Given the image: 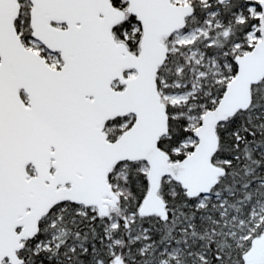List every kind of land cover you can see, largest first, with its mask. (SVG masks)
I'll use <instances>...</instances> for the list:
<instances>
[{
	"label": "water",
	"instance_id": "water-1",
	"mask_svg": "<svg viewBox=\"0 0 264 264\" xmlns=\"http://www.w3.org/2000/svg\"><path fill=\"white\" fill-rule=\"evenodd\" d=\"M31 1V36L58 52L62 65L52 68L39 53L25 48L13 17L6 20L5 32L0 31V76H10L15 85L24 87L31 106L24 115L11 117L10 137L0 143L8 163L13 162V170L22 175L0 179V264L23 263L17 254L20 240L33 238L40 219L59 203L94 207L99 217L107 216L120 200L108 181L119 163L144 161L147 165L148 188L140 214L167 219L166 202L159 195L163 178L177 182L189 198L210 194L225 175V168L212 161L219 146L217 126L250 107L251 88L264 78L261 0L259 40L235 56L236 73L216 106L203 113L194 130L193 150L171 161L158 146L168 133V115L156 75L168 52L162 39L185 27L193 6L171 0H124L127 7L122 10L110 0ZM127 14L141 28L137 54L112 35V27ZM124 71L134 75L125 77ZM114 82L122 88H114ZM127 115L134 116L133 123L109 140L104 124ZM30 162L37 174L25 179L23 166ZM263 257L264 233L242 255L243 264H261ZM111 264L125 262L116 256Z\"/></svg>",
	"mask_w": 264,
	"mask_h": 264
},
{
	"label": "trees",
	"instance_id": "trees-1",
	"mask_svg": "<svg viewBox=\"0 0 264 264\" xmlns=\"http://www.w3.org/2000/svg\"><path fill=\"white\" fill-rule=\"evenodd\" d=\"M111 2L117 7L125 4L122 0ZM191 4L194 12L186 19L185 28L205 26L206 13L213 8L218 9L214 18L217 26L189 45H179L175 51H169L165 63L157 72L156 85L160 92L188 88L176 87L174 83L183 85L189 80L186 75L189 48L201 47L205 52L216 54L220 57L219 61H226L229 67L222 68L219 79L211 80L203 87L204 91L196 92L187 103H198L196 112L203 114L215 107L227 82L234 76V57L247 46L246 32L257 23V17L248 15L250 3L247 0H229L223 4L215 2L209 7H203L199 0H192ZM239 14L243 15L242 21L237 19ZM134 24H137L134 16L127 15L112 29L115 39L124 41L131 51L138 50L140 37L139 31L131 34ZM125 31L129 33L128 38L123 35ZM169 39L171 37L163 41ZM235 44L240 48L235 49ZM167 46L170 49V45ZM249 49L251 47L245 50ZM163 83L167 85L163 86ZM251 91L250 107L238 111L217 126L219 147L212 161L225 167L226 173L212 188L211 198L202 206L197 205L199 197H187L178 183L163 178L159 194L166 202L167 219L161 221L157 216L140 214L139 207L148 188L143 170L145 163H119L108 175L109 183L115 191H119L117 207L112 208L108 216L99 217L95 210L70 202L54 206L40 221L35 237L20 251L24 260L22 264H111L116 256H120L125 264H242L241 254L249 247L252 238L264 230L262 221L249 237L240 241L241 246L227 236L231 230L241 228L238 223L247 219L250 206L264 197V78L253 85ZM183 108L167 104L168 133L158 142L172 161L181 160L187 154L185 149L181 148L179 152L174 149L181 146L189 134H193L187 129V119L179 115ZM117 121L120 118L104 125L109 140L116 139L127 127H119ZM123 165L124 174L116 175L115 170ZM110 217L117 222L111 232L107 231ZM144 228L148 229L149 236L146 239L137 238ZM114 239L117 242L111 245ZM45 241H50L48 247H35L38 242ZM171 246L181 249L176 257H168ZM202 248L204 259L195 258V252Z\"/></svg>",
	"mask_w": 264,
	"mask_h": 264
},
{
	"label": "rangeland",
	"instance_id": "rangeland-1",
	"mask_svg": "<svg viewBox=\"0 0 264 264\" xmlns=\"http://www.w3.org/2000/svg\"><path fill=\"white\" fill-rule=\"evenodd\" d=\"M175 3L179 4H185V3H191L192 0H172ZM202 3L203 7H209L214 5L215 0H199ZM249 1L250 4H248L247 7V13L249 16H254L258 17L260 14L259 11V6L258 3L261 0H247ZM218 12L217 8H213L209 10L206 15L207 19L205 21V26H193L190 28H183L182 30H179L178 32L174 33L171 36V39L164 41L165 44L170 45V51H175L179 45H189L190 43L194 42L197 38H200L202 35H206L208 30L210 28H214L217 26V21L214 20L216 17V13ZM238 20L242 21L243 20V15L239 14L238 15ZM131 34L135 35L139 31V24H134L132 25L131 28ZM125 36L128 35V32H125ZM259 32H258V23L253 24L248 31L246 32V41L245 44L247 47H252L257 40H259ZM202 40V38H201ZM29 48L34 50L35 52L41 54L45 61L54 68L60 67L62 64V61L59 57L58 53H51L47 51L45 48H43L39 42L30 39L28 43ZM235 49L240 48L238 44L234 45ZM243 49L240 51L241 53L246 51ZM223 54V58H224ZM219 56L216 54H210L208 52H205L202 50L201 47H196V48H189L186 53V59L189 64V69L187 72V76L189 80L185 82V84L180 85L179 82H175L174 86L178 87H188L184 90L182 89H176V90H171L167 92H160L162 100L171 106H179V107H184L183 111L180 112L179 115H183L187 119V129H190V131H194V129L199 125L202 117V113L199 114L196 112V107L198 106V103H191L187 104L190 99L193 98V95L196 94L198 91H204L203 87H206L209 82L213 79L218 80L220 74L222 73V68L226 67V69L229 67V64L224 62L219 61ZM163 82V81H162ZM167 85L166 83H163V86ZM113 86L117 88V84L114 83ZM207 90L205 89V92ZM187 104V105H186ZM133 121V116L129 115L123 118H120V121H117V124L121 128H125L127 125H130ZM196 144V139L194 137V134H189L185 140L181 142V146L176 147L174 149L175 152H179L182 149L187 150L186 153L188 154L191 150H188L190 147H194ZM124 167L120 166L115 170V174H124ZM143 170L146 172L147 171V165L144 164ZM119 193V191H117ZM212 193L209 195H203L199 196L197 205L202 206L209 198H211ZM217 198V197H215ZM83 207V206H82ZM85 209V207H83ZM91 210H96L94 207L90 208ZM81 211V210H80ZM82 212V211H81ZM247 219L245 221H240L238 223L241 224V228L237 231L231 230L229 233H227V236L232 237L235 240V243L237 242V246H241L242 242L245 240L247 237H249V234L256 229L258 224H260L262 221H264V197L261 200L256 201L253 203L249 210L248 214L246 215ZM117 225L116 220L110 217V223L109 227L107 228V231L111 230ZM263 233L260 232L256 237H253V239L261 236ZM149 236L148 229L144 228L139 231L137 234V238L141 239H146ZM52 240V239H50ZM50 241H45V242H38L36 244V248H43V247H48ZM117 241L114 239L110 244L113 245ZM150 243V242H148ZM149 245V244H146ZM180 247L179 246H171L169 248L168 252V257H176L179 252H180ZM196 253V254H195ZM195 258H201V260L204 259L205 251L202 248L201 251H196Z\"/></svg>",
	"mask_w": 264,
	"mask_h": 264
},
{
	"label": "flooded vegetation",
	"instance_id": "flooded-vegetation-1",
	"mask_svg": "<svg viewBox=\"0 0 264 264\" xmlns=\"http://www.w3.org/2000/svg\"><path fill=\"white\" fill-rule=\"evenodd\" d=\"M33 8V3L31 0H0V31L5 32L6 20L10 17H13V25L17 35L19 36L21 43L25 48H29L28 43L30 39H33L37 42L38 40L34 39L31 36L32 28H31V11ZM16 9V14L13 16V13ZM50 25L64 28V24H59L57 22H50ZM116 25V24H115ZM114 25V26H115ZM113 26V27H114ZM112 27V29H113ZM124 35V34H123ZM125 36V35H124ZM129 37V33L125 38ZM119 41V40H116ZM39 44L49 51L44 45L40 42ZM31 49V48H29ZM131 51V50H129ZM50 52V51H49ZM136 54L137 51H131ZM41 55V54H40ZM42 56V55H41ZM1 62V59H0ZM125 75H130V72H125ZM31 106L29 94L24 89V87L15 85L13 78L10 76H0V143H4L10 137L9 132V122L13 115L20 117L24 115L26 109H29ZM0 146H4L1 145ZM7 148V146H6ZM9 149V147L7 148ZM6 149L4 147H0V179L4 178H14L17 176L20 178L21 172L14 171L13 162L8 163V156H5L4 152ZM25 179H29L32 176H35L36 170L32 163H25L23 166ZM50 172H53V169H50ZM43 219V218H42ZM41 219V220H42ZM40 220V221H41ZM39 221V223H40ZM38 223V225H39ZM16 232L20 231V228L15 229ZM33 238H26L20 240L22 246L17 251V254L20 256V251L25 247V245L30 242ZM251 247V242L249 247L243 251L241 254L242 264L244 262L242 255ZM261 264H264V258Z\"/></svg>",
	"mask_w": 264,
	"mask_h": 264
}]
</instances>
